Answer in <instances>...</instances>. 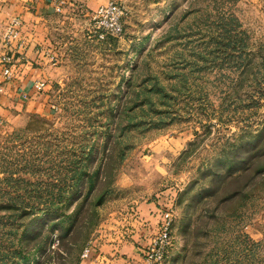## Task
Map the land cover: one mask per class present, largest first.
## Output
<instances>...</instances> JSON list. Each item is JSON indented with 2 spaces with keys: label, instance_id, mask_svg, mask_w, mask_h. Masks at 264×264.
I'll list each match as a JSON object with an SVG mask.
<instances>
[{
  "label": "rangeland",
  "instance_id": "1",
  "mask_svg": "<svg viewBox=\"0 0 264 264\" xmlns=\"http://www.w3.org/2000/svg\"><path fill=\"white\" fill-rule=\"evenodd\" d=\"M115 1L123 9V32L102 41L88 37L96 7H72L50 19L61 72L44 92L46 111H21L0 123V192H9L0 202L12 207L0 209V264H10L11 247L20 245L30 259L14 257L15 264H35L34 256L37 264H78L85 246L131 235L144 218L142 203L150 201L154 214L167 206L174 214L172 243L160 264H264V139L248 148V177H235L234 168L226 178H201L208 166L226 175L222 150L264 123V0ZM219 6L241 23L248 64L239 85L237 60L223 63L208 43ZM230 53L233 59L239 50ZM109 131L113 168L93 190L94 214L78 243L50 228L52 221L17 214L13 206L40 204L39 194L63 203L56 196L73 185L60 180L61 172L90 142L97 147L93 170ZM100 190L104 197L93 204ZM25 227L33 238L21 243Z\"/></svg>",
  "mask_w": 264,
  "mask_h": 264
},
{
  "label": "trees",
  "instance_id": "2",
  "mask_svg": "<svg viewBox=\"0 0 264 264\" xmlns=\"http://www.w3.org/2000/svg\"><path fill=\"white\" fill-rule=\"evenodd\" d=\"M215 1H221L222 4L224 3H234L237 0H215ZM241 23L239 19L236 17V15L230 11V9L223 10L222 8H217L215 19L211 22V31L209 36V44H213L214 46L211 50V53L216 54L217 52H220L224 55L223 57V63L228 60H232L235 62V65H233L236 69L239 68L240 70V78L237 81V84L239 85L241 80V73H246L244 68L248 64V60L243 58V51L245 49L244 44H240L242 42V39L240 37L241 32L239 30ZM239 30V31H238ZM215 32L216 34H213ZM239 45L236 47V45ZM238 48L239 55L234 56L232 55L233 59L228 57L232 50H235ZM229 51V52H228ZM243 53V54H242ZM215 58H219L218 56ZM247 106H249L247 104ZM255 133H252L248 130H243L239 133L237 138L235 139V142H232L228 144L227 149L222 150V160L220 162V165H227V173L226 175L222 176L220 173H218L217 169H212L211 166H208V168H205L201 172V178L208 176L210 177V180L213 181L216 178H223L228 177L231 172H233L234 168L235 171L233 173L235 174V177H241L245 178L250 173L251 169V152H248V148L253 146L254 143H258L264 139V123L261 125L260 128H258ZM95 131L89 135L92 137L94 135ZM104 135V144H103V151L105 150L103 154V160L99 161L98 164L95 166L93 170L90 171V164H92L95 153L97 151L96 143L90 142L89 140H86L90 142L88 149L85 150L84 147H87L88 145L83 144V148L80 149L81 156L73 161L68 169L66 171L61 172L63 179H71V184L73 187H62L61 191L58 193L56 198L59 200V202L64 201L61 204H55L50 201L52 197L46 196L44 194L36 195V198L41 200L40 204H29L24 205L21 209L18 206H13L14 210L20 211L17 213L19 216H25L29 215L30 219H40L42 222L46 221H52L50 228L56 229L57 227L61 230L62 234L61 237H68L69 240L73 241L74 243L79 242V237L82 235L81 231L85 225V222L87 220H90L91 217L94 214V210L92 209V204L90 203L91 197L94 196L95 193H93L94 188L97 183H99L100 177L104 174V177H110L112 168H113V159L114 158V147H111L109 145L112 133L109 131L108 133L102 134ZM89 137V138H90ZM255 141V142H254ZM254 142V143H253ZM264 143V142H263ZM111 147V149H110ZM110 151V152H109ZM185 153V150L182 151V154ZM181 154V155H182ZM104 172V173H103ZM234 177V178H235ZM248 177V176H247ZM5 178V177H4ZM249 179L247 178L245 182L242 184L243 187L247 185V182ZM85 185H87L86 190H84ZM102 190V189H101ZM101 190L96 194L95 202L93 204H98L104 197V191L101 192ZM238 191V190H237ZM234 193V192H233ZM9 192L4 189L0 192V196H8ZM49 195V194H47ZM78 201L76 208H73L72 210H68L69 206L73 201ZM28 203V202H27ZM8 206V207H7ZM6 207V208H12L9 204H5L3 202H0V209ZM68 223V226L64 227L62 226L63 223ZM28 224H32L31 220ZM28 227L22 228V231L19 233V240L22 243L23 241L30 240L33 238L32 233L29 232ZM71 233L69 234V232ZM70 235V236H69ZM64 244V248H65ZM39 251H42L41 249H38ZM11 259L10 264H15L16 261L14 260V257H20L23 258L25 262H27L28 259H30V256L28 254L30 253V250L26 248V246L20 245L16 248L11 247ZM22 255V256H21ZM35 259L34 263L37 264L38 259L34 257L31 258ZM23 263V262H22Z\"/></svg>",
  "mask_w": 264,
  "mask_h": 264
},
{
  "label": "crops",
  "instance_id": "3",
  "mask_svg": "<svg viewBox=\"0 0 264 264\" xmlns=\"http://www.w3.org/2000/svg\"><path fill=\"white\" fill-rule=\"evenodd\" d=\"M0 10V123H8L18 117L21 111L42 113L46 111L47 94L52 77L60 74L61 60H58V48L50 40L51 30L47 23L56 15L52 8L53 0H1ZM88 8L94 9L108 0H81ZM77 8L75 1L68 2L61 12ZM11 16H19L22 20L20 34L22 47L13 52L14 60L3 64L4 53H11L3 47L1 41L2 29ZM53 30V29H52ZM89 37V35H88ZM90 38V37H89ZM19 53H24L25 59H18ZM8 67L11 76L3 74ZM35 81H44L42 91L33 87ZM1 126V124H0ZM142 219L134 222L133 233L121 240L113 242L111 237L105 238L98 245H92L87 256L78 264H133L140 260V246H143L150 234L155 230L159 214H154L155 202L141 205ZM157 208V207H156ZM173 226V225H172ZM123 238V236H122ZM140 249V250H139ZM139 251V252H138ZM137 263V262H136Z\"/></svg>",
  "mask_w": 264,
  "mask_h": 264
},
{
  "label": "built area",
  "instance_id": "4",
  "mask_svg": "<svg viewBox=\"0 0 264 264\" xmlns=\"http://www.w3.org/2000/svg\"><path fill=\"white\" fill-rule=\"evenodd\" d=\"M75 1L77 8L84 10L86 5L81 0H53L52 8L54 12L59 13L68 2ZM0 0V10L2 8ZM123 9L121 5L115 0H108L104 4L98 5L90 13V38L96 41H102L109 35H120L123 32ZM22 20L19 16H11L4 24L1 34V41L3 47L10 50L11 53L2 55V63L8 64L14 60L13 52L22 47L23 39L20 34ZM18 59H25L24 53H19ZM3 74L6 77L11 76L8 67L4 68ZM44 81H35L33 87L42 91L45 86ZM174 221V214L172 206L164 207L160 211L159 221L156 230L149 235L145 244L140 250V260L137 264H160L164 259L167 248L172 243V224ZM91 246H85L82 250L81 257L87 256Z\"/></svg>",
  "mask_w": 264,
  "mask_h": 264
}]
</instances>
